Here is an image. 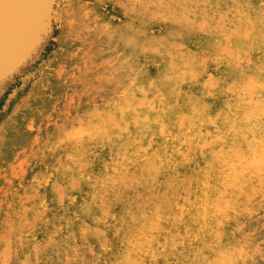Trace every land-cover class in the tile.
<instances>
[{"label": "clouds", "instance_id": "9594fccd", "mask_svg": "<svg viewBox=\"0 0 264 264\" xmlns=\"http://www.w3.org/2000/svg\"><path fill=\"white\" fill-rule=\"evenodd\" d=\"M55 20L31 97L59 94L38 124L24 101L0 167V264H264V0H60Z\"/></svg>", "mask_w": 264, "mask_h": 264}, {"label": "water", "instance_id": "95a60500", "mask_svg": "<svg viewBox=\"0 0 264 264\" xmlns=\"http://www.w3.org/2000/svg\"><path fill=\"white\" fill-rule=\"evenodd\" d=\"M58 0H0V101L43 58Z\"/></svg>", "mask_w": 264, "mask_h": 264}, {"label": "rangeland", "instance_id": "374dc122", "mask_svg": "<svg viewBox=\"0 0 264 264\" xmlns=\"http://www.w3.org/2000/svg\"><path fill=\"white\" fill-rule=\"evenodd\" d=\"M59 3L55 5L56 12L59 7ZM109 11L110 12L112 11L111 6H109ZM115 14L119 15V12L117 11ZM51 22L53 25L52 26L53 37L50 39V42L47 46V51L43 56V58L45 59L42 58L41 61H39L38 64H36L35 67L32 68L27 75L23 76L20 80H18V82L12 87V89L9 90V92L4 97V99L1 100L3 101V105L0 108V126H2L3 128V132H2L3 144L2 147H0V162L2 161L0 163V167H7L8 162H10L14 158L16 153L19 152L24 147V145L28 142L30 138L29 133L25 131L26 124L29 123L30 121L29 122L21 121L18 125L15 126L12 124L13 118L16 117V114L20 110L21 105L24 103V101L28 100L31 103V108L34 109L33 111L25 112V115L29 117L36 116L37 117L36 122L38 124L40 119L39 112L35 110L39 109L40 111L45 112V114L47 112H50L53 104L55 103V100L52 97L59 94V89L53 87L52 89L48 90L46 97L42 100H33L31 97V92L34 85L33 76L35 75L40 65L44 63L53 54V51H55L56 49L55 36L58 35V28L55 19H52ZM152 71L154 74L155 69L153 68ZM8 134L11 135L9 140H7ZM32 175L33 173L29 172L28 179H30ZM77 198H78L77 199L78 200L77 204H78L80 201L79 199L80 196L77 195ZM49 199H51L50 192H49ZM53 207H55V205H53ZM71 211L73 212L77 211V207L73 206ZM49 215H51V213ZM38 238H43V234H41Z\"/></svg>", "mask_w": 264, "mask_h": 264}, {"label": "bare ground", "instance_id": "6f19581e", "mask_svg": "<svg viewBox=\"0 0 264 264\" xmlns=\"http://www.w3.org/2000/svg\"><path fill=\"white\" fill-rule=\"evenodd\" d=\"M60 2V0H58L57 2H55V3H53V9H52V13H51V16L49 17V23H50V21H52V19H55V16H56V8H55V5L56 4H58ZM56 12V13H55ZM51 24H52V22H51ZM53 26V25H52ZM54 52V51H53ZM43 59H45V58H43ZM41 61V60H40ZM43 61V60H42ZM44 105V104H43ZM36 106V105H35ZM40 106V105H39ZM34 110V109H33ZM33 113V112H32ZM36 113V112H35ZM11 134V133H10ZM10 134H8V136H7V140H9V138L11 137V135ZM23 135V134H22ZM15 137V136H14ZM26 137V136H25ZM11 142V141H10ZM9 146H10V144H9ZM15 148V147H14ZM3 152V151H2ZM2 162V161H1ZM0 162V163H1ZM78 199V198H77ZM80 199V198H79ZM78 201V200H77ZM80 202V201H79ZM78 210V209H77Z\"/></svg>", "mask_w": 264, "mask_h": 264}, {"label": "trees", "instance_id": "16d2710c", "mask_svg": "<svg viewBox=\"0 0 264 264\" xmlns=\"http://www.w3.org/2000/svg\"><path fill=\"white\" fill-rule=\"evenodd\" d=\"M2 105H3V101H0V108L2 107Z\"/></svg>", "mask_w": 264, "mask_h": 264}]
</instances>
